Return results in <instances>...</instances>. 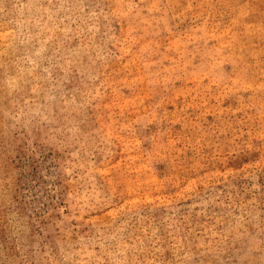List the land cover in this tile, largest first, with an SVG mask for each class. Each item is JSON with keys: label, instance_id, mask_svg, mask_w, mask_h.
I'll use <instances>...</instances> for the list:
<instances>
[{"label": "rangeland", "instance_id": "obj_1", "mask_svg": "<svg viewBox=\"0 0 264 264\" xmlns=\"http://www.w3.org/2000/svg\"><path fill=\"white\" fill-rule=\"evenodd\" d=\"M0 264H264V0H0Z\"/></svg>", "mask_w": 264, "mask_h": 264}]
</instances>
